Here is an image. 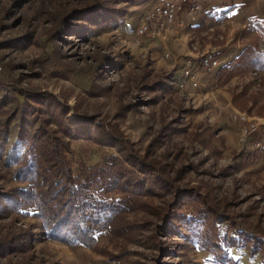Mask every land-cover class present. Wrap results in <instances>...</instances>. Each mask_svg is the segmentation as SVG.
<instances>
[{
  "label": "rangeland",
  "instance_id": "1",
  "mask_svg": "<svg viewBox=\"0 0 264 264\" xmlns=\"http://www.w3.org/2000/svg\"><path fill=\"white\" fill-rule=\"evenodd\" d=\"M92 1L0 0V80L53 94L72 108L71 117L75 109L110 123L141 153L165 158L176 167L196 165L183 182L211 184L214 200L230 203L227 213H240L236 219L242 227L264 236V154L238 167L254 151L264 153V74L249 72L219 87L213 71L207 73L197 66L193 68L195 84L183 76L186 60L198 53L216 57L219 64L238 53L247 41L240 38V32L250 5L243 0L245 7L232 10L230 18L218 25L209 22L199 34L193 29L197 16L188 26L179 25L178 20L173 26L164 25L157 37L143 36L137 42L136 29L153 0H144L147 8L142 2L127 6L128 13L117 28L86 38L58 34L65 11ZM225 4L207 7H229ZM157 80L168 86H149ZM242 90L248 97L244 108L232 104L233 94ZM235 111L258 124L259 132L244 141L242 124L232 118ZM168 122L173 130L166 135L163 125ZM13 137L14 131L10 140ZM73 146L84 152L82 157L89 164L99 162L98 145L74 141ZM11 171L0 161V190L23 185ZM128 218L141 225L131 240L113 239L109 232L98 236L99 246L121 255L110 261L87 246L43 238L41 222L33 215H0V238L11 232L20 239L32 237L29 244L0 253V264H218L209 261L195 242L156 232L150 223L157 220L150 213L140 210ZM231 256L229 264L264 261V251L252 253L250 247L231 249Z\"/></svg>",
  "mask_w": 264,
  "mask_h": 264
},
{
  "label": "trees",
  "instance_id": "2",
  "mask_svg": "<svg viewBox=\"0 0 264 264\" xmlns=\"http://www.w3.org/2000/svg\"><path fill=\"white\" fill-rule=\"evenodd\" d=\"M141 2L144 0H93L67 10L60 18L58 34L86 38L96 31L117 28L128 13L127 6ZM235 7L205 9L193 28L199 34L209 22L218 25ZM240 38H247L244 46L213 71L216 87L249 72L264 74V20L249 17ZM164 84L157 80L149 86ZM247 98L245 91H239L233 94L232 104L244 108ZM71 109L51 93L21 89L0 80V161L23 183L0 190L1 216L11 212L33 215L41 222L43 238L72 247L87 246L110 261L121 255L99 246V234L109 232L113 239L131 240L141 225L128 216L140 210L155 217L157 221L150 224L156 232L195 242L214 263L233 261L231 249L264 251V236L242 227L236 219L240 213H227L230 203L214 200L211 184L189 186L183 182L196 165L176 167L165 158L141 153L110 123L75 109L71 117ZM163 128L166 135L173 130L170 122ZM13 131L15 137L10 140ZM74 141L98 145L99 162L89 164L82 157L84 152L74 148ZM263 154L254 151L238 167ZM21 237L11 232L0 238V253L32 240L30 235ZM152 239L158 243L157 236Z\"/></svg>",
  "mask_w": 264,
  "mask_h": 264
},
{
  "label": "built area",
  "instance_id": "3",
  "mask_svg": "<svg viewBox=\"0 0 264 264\" xmlns=\"http://www.w3.org/2000/svg\"><path fill=\"white\" fill-rule=\"evenodd\" d=\"M210 2L211 0H153L149 10L144 13L142 21L136 29L137 42L143 36L157 37V34L162 29L164 30V25L166 27L169 25L173 26L174 22L178 20L180 21L179 25L188 26L187 24L196 20L197 16L200 18L202 11L207 8ZM199 18H197L195 24ZM159 19L162 21L160 22ZM219 65V60L216 57L204 52L198 53L195 57L186 60L183 76L193 80V68L195 66L204 72L210 73ZM193 81L195 84L196 81ZM246 117L245 114L237 111L232 115L234 120L242 124V138L244 141L259 132L258 124L247 122L248 118ZM262 132L264 133V127Z\"/></svg>",
  "mask_w": 264,
  "mask_h": 264
},
{
  "label": "crops",
  "instance_id": "4",
  "mask_svg": "<svg viewBox=\"0 0 264 264\" xmlns=\"http://www.w3.org/2000/svg\"><path fill=\"white\" fill-rule=\"evenodd\" d=\"M225 2H228V0H213L211 4L213 6H215V5L220 4V3L221 4H225ZM242 2H243V0H231V3H229L227 5L231 6V4L235 3L236 6H237V5L241 4V6H239L238 8L235 7L236 9H234V11L242 9V7H245V5L246 6L250 5V7H249V16L248 17L257 16L258 18H261V19L264 20V0H250V1L246 0V3H248V4H245L243 6H242V4H243ZM143 3H144V5L147 8V6H148L147 1L146 2L144 1ZM227 5L225 4V6H227ZM222 8H224V7H222ZM206 9H209V8L207 7ZM234 17H236V16H234ZM195 25L196 24H193V26H195ZM244 26H243V28H244Z\"/></svg>",
  "mask_w": 264,
  "mask_h": 264
}]
</instances>
